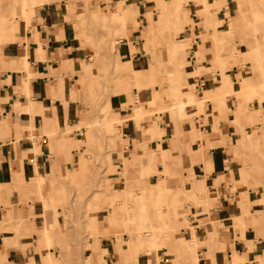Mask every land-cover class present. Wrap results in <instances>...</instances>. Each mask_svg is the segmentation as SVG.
Returning <instances> with one entry per match:
<instances>
[{"label": "crops", "instance_id": "crops-1", "mask_svg": "<svg viewBox=\"0 0 264 264\" xmlns=\"http://www.w3.org/2000/svg\"><path fill=\"white\" fill-rule=\"evenodd\" d=\"M229 1L211 17L224 22ZM176 3L0 0V264H264V127L237 109L242 71L209 70L199 34L220 24L198 23V0ZM104 23L119 32L98 44L88 29ZM198 57L208 70L192 73ZM99 65L115 72L101 113L87 99ZM116 118L102 147L99 122Z\"/></svg>", "mask_w": 264, "mask_h": 264}, {"label": "rangeland", "instance_id": "rangeland-1", "mask_svg": "<svg viewBox=\"0 0 264 264\" xmlns=\"http://www.w3.org/2000/svg\"><path fill=\"white\" fill-rule=\"evenodd\" d=\"M186 1L187 0H181V4H183ZM198 1L202 4V8L201 10H199L198 14L204 13L207 15V17L202 16L201 21H199L198 23L201 24L202 22H208L210 26L212 27L213 25L215 26L217 24H220L218 29L213 27V29L210 30L207 27H205L207 29L205 31L207 32L206 33L201 32L202 34L201 33L199 34V37L202 42L210 38L209 40H212V43H213L211 50L213 51L214 55L212 58H209L208 62H209V65L211 66L209 67V70H212L215 67H218L219 70L226 69V70L231 71L233 67L234 68L236 67L238 70L242 71L243 75L238 72L236 76L238 78L244 77L243 78L244 81L241 83L238 80L237 81L238 83H236V86H235L237 88L233 89V91L231 92L235 96H238L241 100L237 109L239 111V114L243 113L246 115L247 119L249 120V123L253 122L254 120H258L259 124L264 127V0H230L229 1L230 12H226L227 17L224 22L221 19H217L216 17L212 18L213 17L212 15L215 11L220 9L222 6H227L226 0H198ZM181 4L176 3L172 8L180 9ZM176 24L175 26H177ZM115 26H116L115 23L111 27L109 24L104 23L103 25L101 24V26H98L96 28H90L88 29V31L94 35V39L96 43L103 44L107 36L114 37L119 32L118 27H115ZM201 26H205V25L202 23ZM169 29L167 30L170 32ZM225 29H228L231 31L228 33L226 32L225 34H223V32H220L221 30H225ZM216 31L217 33H215ZM171 38L173 39L175 38V36L171 35ZM192 38H193V34L185 35V38L180 44V47H182V50L186 49V47L190 45ZM166 42L168 43V41ZM165 49H166L165 53L169 57L170 53H169L168 47L166 46ZM173 49L178 51L176 46H174ZM114 52L115 50H113V54L111 57L112 60L117 59L116 55H114ZM195 52L197 54L198 49ZM159 54L162 55L161 51L158 52L157 57L159 56ZM232 55L234 56L232 57ZM94 58H95L94 55H91L90 61L94 60ZM201 59L200 57H198L196 61L197 63L196 69H194L192 73H201V72H205L206 70H208L206 66H203L201 64L200 62ZM99 66H100L98 70L99 72L95 75V77L88 79L89 81L88 83L92 82L93 90L91 91L90 94L87 95L88 96L87 99L97 102L99 105L101 104L100 105L101 110L98 111V113H101L103 112L105 108L103 105L104 98L114 88V85H113L114 83H113L111 76H114L115 72L113 70H110V71L106 70V67L102 65H99ZM175 70L178 71L179 69L175 68ZM184 74H187V73L180 72V75H184ZM165 87L166 86H164V88ZM166 91H169V88H166ZM170 97L171 98L169 99V103L172 106H176L177 104L181 103L180 101L178 103V101L174 99L172 96ZM200 103L201 101L196 99V104L199 105ZM120 122H121L120 118L113 119L110 122H107L106 120H104L102 123L99 122V124L105 125L104 126L105 130L107 133L110 134V141H111V142L108 141L107 137L105 140V135H103L101 133V130L98 129V132H97V134L99 135L98 141H102V144H101L102 147L106 146V148H110L111 143H112L111 136L112 135L115 137L119 136L118 123ZM96 161H99V160H96ZM103 165H106V164L103 163ZM105 173H106V168H104L102 172H100L99 177L101 178L105 176ZM139 174H140L139 171L136 170L133 174H131V176L128 175L124 179L127 182L131 183V185L135 186V184L142 182V179L144 178L143 176ZM166 175L168 176V185L166 182L167 181ZM164 176H165V179L161 181L163 182V185L161 183V186L166 188L167 193L164 194L163 196H165V198L168 199V194L170 193L169 188H171V186L169 185H172L175 183L174 181L176 179V174L170 173V174H165ZM134 178H138L136 182L134 181ZM115 180H118V182L115 183L116 186H120L122 182L119 181V178ZM100 183L104 184V181ZM173 187H174V190L171 192H173L176 195L178 193V189L181 188V185L173 186ZM137 190L138 188H135V191ZM94 191L95 190L91 191V197ZM87 193H90L87 190V188L84 189L82 188V186H77L75 196L77 200H80V201L82 200L83 202V199L87 200L88 198L89 194ZM180 193L181 191L179 190V194ZM89 199L91 198L89 197ZM180 201L181 200L178 197L175 200V203L173 205H170L168 208L170 209L171 206L176 207L177 203H179ZM88 204L89 202L85 203V207H87V210H89ZM167 204H170L168 200H167ZM132 209L133 208L130 206V211ZM106 210L107 208L104 207V211ZM84 211L85 210L83 207V217L84 215H87L86 213H84ZM120 212H122V215L124 216L125 210H121ZM166 216H167L166 218L168 219L169 218L168 210H167ZM174 230L175 228L173 229V231ZM159 233H167V232L159 231ZM139 242L141 241L139 240ZM196 242H197L196 237L194 236V238L191 240L189 244H183L182 247H184L188 251L195 246ZM141 243L143 245L139 248L142 251H145V250L146 251H152V250L156 251L157 248H159L160 246L162 245L166 246V243H160V244H157L156 246L152 242L147 243L146 241H142Z\"/></svg>", "mask_w": 264, "mask_h": 264}, {"label": "bare ground", "instance_id": "bare-ground-1", "mask_svg": "<svg viewBox=\"0 0 264 264\" xmlns=\"http://www.w3.org/2000/svg\"><path fill=\"white\" fill-rule=\"evenodd\" d=\"M239 79V78H238ZM238 79H237V81H238ZM191 241V240H190ZM190 243V242H189Z\"/></svg>", "mask_w": 264, "mask_h": 264}]
</instances>
